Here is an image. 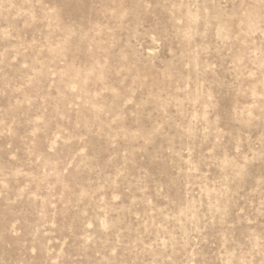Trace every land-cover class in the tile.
Segmentation results:
<instances>
[{"label":"rangeland","instance_id":"374dc122","mask_svg":"<svg viewBox=\"0 0 264 264\" xmlns=\"http://www.w3.org/2000/svg\"><path fill=\"white\" fill-rule=\"evenodd\" d=\"M0 264H264V0H0Z\"/></svg>","mask_w":264,"mask_h":264}]
</instances>
